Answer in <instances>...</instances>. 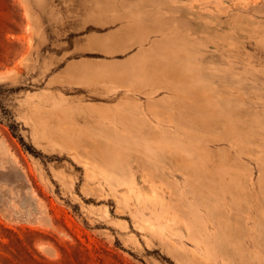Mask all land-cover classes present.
Here are the masks:
<instances>
[{
	"label": "rangeland",
	"instance_id": "obj_1",
	"mask_svg": "<svg viewBox=\"0 0 264 264\" xmlns=\"http://www.w3.org/2000/svg\"><path fill=\"white\" fill-rule=\"evenodd\" d=\"M0 264H264V0H0Z\"/></svg>",
	"mask_w": 264,
	"mask_h": 264
},
{
	"label": "bare ground",
	"instance_id": "obj_2",
	"mask_svg": "<svg viewBox=\"0 0 264 264\" xmlns=\"http://www.w3.org/2000/svg\"><path fill=\"white\" fill-rule=\"evenodd\" d=\"M167 222V221H166ZM166 224V223H165Z\"/></svg>",
	"mask_w": 264,
	"mask_h": 264
}]
</instances>
